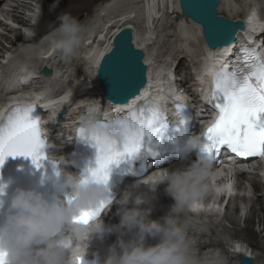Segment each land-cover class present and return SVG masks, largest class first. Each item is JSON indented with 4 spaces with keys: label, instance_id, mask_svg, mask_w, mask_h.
<instances>
[{
    "label": "bare ground",
    "instance_id": "6f19581e",
    "mask_svg": "<svg viewBox=\"0 0 264 264\" xmlns=\"http://www.w3.org/2000/svg\"><path fill=\"white\" fill-rule=\"evenodd\" d=\"M5 1L7 0H0V16L3 19L2 21L0 20V23L2 24V26L0 25V37H4L8 32H17L16 34L19 32V34L15 37L14 41H12L14 44L8 46L9 50L0 52V79L4 76L5 83L17 87L16 89L18 90H16L10 97H6L4 95L0 96V116L5 115L7 109L9 110L11 108L9 105L12 101L29 103L35 100H40V105H43V123L41 124L42 131L44 136H46L49 141L48 154H52L56 157L61 156L66 158L72 150L74 141L72 140V137L74 136L76 121L82 120V118L88 114L90 105H98L106 120L116 117L117 112L114 113L111 106H109L111 105V102L105 98L98 85V80L96 79V68L102 55L111 48L114 35L121 28L131 27L134 32L135 44L146 50L145 63L149 66L148 86L142 89V95L150 91V86L152 85L154 86V89L151 93L153 96L161 100L166 106L174 100H179V98L183 95L180 93L181 91H179V89L177 91L174 89L175 79L171 74L175 68L173 67L174 62L170 64V62H165L167 61L165 59V61L160 60L154 62L152 57L155 56L156 41L160 35L159 33L167 29L166 27L169 25L170 27L175 25L182 30L180 35L174 33V36L176 35L179 37L180 42H182V44L189 49L187 57L190 53H192L193 57H197V60H199L194 64V70L196 73L195 76L200 80L199 88L202 89L209 87V81L202 76V68L205 65H213L216 62V56L227 50L225 48H218L215 50L208 49L202 37L201 27L194 24V22L189 21L190 24H187L184 18L180 20L176 19V21L170 20L165 24L162 22L163 18L159 17L160 15L166 17L170 13L172 15L175 13L179 14V11L181 12L178 0H105L103 4L100 5L99 9L94 10V14L91 16V13H88L86 16H77L76 19L85 26V39L78 50V54L70 60L71 63L69 64L70 61H65L61 59L59 55L51 52L47 43L42 40L53 30L55 26L58 25L59 21L57 18L62 13L69 12L73 17L78 14H85L83 11L93 5L95 0H79V2H77V0H62V2H69H65L66 4H63L62 2L57 3V0H44L45 7L42 8V16L40 21L35 25V30L27 26L28 19L26 16L32 18L35 16V13L40 12V2L42 1L8 0L6 3ZM240 1H243L246 10L244 9L239 11ZM259 1L260 0H256V2H253V0H222L219 6V11L220 14L229 18L243 19L244 17H249L248 13L251 10L256 11V6ZM18 2H20V4ZM3 3H5V5L2 8L1 6ZM22 6L25 7L23 8ZM5 13H8L9 15L11 14V16L16 20L15 23L12 22L14 20L10 21L8 14ZM256 19L257 18H255V22ZM3 24L7 28L3 27ZM186 26L187 28L184 29ZM22 32L26 34L24 37L20 35ZM110 35L111 37L108 40L107 37ZM7 37L8 34L5 38ZM105 42H107V44ZM19 46H24L23 51L19 54L17 53V55L15 54L16 56L14 57L6 59L7 54H10L9 56H13L14 54L11 55L12 53L10 52L14 51L15 48ZM152 50L154 51L151 53ZM181 53L182 52H179L175 55V57H179ZM194 58H191L193 62ZM41 59H43L42 63H40ZM77 60L81 61L83 66H85L83 71L72 70L71 65ZM56 62L66 63L63 64L62 67L58 66L57 69H54L50 77L45 78L41 75L40 70L43 66H48L53 69V66L51 65ZM66 64L69 66L67 67ZM154 64L156 65L154 66ZM180 64L177 66L176 72L180 67ZM88 74L91 78H94V81L91 83L89 82V78L85 77L86 75L88 76ZM23 81H27L25 85H22L21 82ZM89 84H93V86L91 85L92 91H95V93H91V86H88ZM190 90L192 91V88L185 85L183 93H188ZM65 102L70 105L69 110L66 113L67 116L66 118L64 117L65 121L61 119V121H59L60 123L57 125L56 112ZM135 102L136 100L132 101V103ZM129 105L130 104H124L121 106L126 110ZM187 165L188 164H179L172 170ZM232 170L234 171V169H231V171ZM262 170H264V167H262ZM67 171L72 172L70 170ZM151 179H155V174L149 176L148 178L142 177L126 183L124 189L122 190V194L126 189L136 184L138 181H150ZM236 179V184L241 188L245 184L244 180L250 182V184L256 189L258 188V183L253 180L252 177L248 176L246 172H238L236 174ZM166 186V184H160L155 193H151L148 186L145 184H141L137 189L138 193H142L151 198V204L143 205L142 207L151 206L153 208L151 213L153 215V219H160L165 216L170 207L174 204V200L171 199L165 192ZM119 188L122 189V186ZM122 194L119 195L116 200L120 199ZM257 200L260 201L259 209L263 210L264 205L261 203L262 199L258 198ZM197 205L199 207V203ZM131 206L132 205L130 204L129 207ZM208 209L212 210V214L216 215L212 206L208 207ZM257 212L258 208L254 205L253 208H251L250 214L255 215ZM180 219L184 224L187 222V237L190 235L188 239L191 244V251H193V259L201 257L202 255L199 251L205 249L209 244L207 242L193 243L192 238L196 235L202 234V232H198V227H200L201 230L203 228L197 222L190 224L191 221L184 219L182 215ZM229 219L233 224L232 234L242 232L246 236L254 235V232L251 229H248L247 227L244 229L238 227V220L236 218L229 217ZM109 220L111 219L109 218ZM109 220L107 223H109ZM119 221L116 219V224H118ZM246 222V226L251 225L252 220L250 216H247ZM258 222L264 224V215L262 217H258ZM117 237V233H112L106 235L103 239H93L90 242L89 250L86 246L82 245L80 251L85 252L88 250V255H90L91 248L94 249L95 247L101 248V250L108 255L110 246L117 241ZM130 238V236L125 237V239ZM251 241L252 239L250 242ZM156 243H158L157 240L149 238L148 244L154 245ZM209 256L211 255H208L207 258ZM204 259L205 257L201 259L197 258L198 264H200V261ZM202 264L204 263L202 262ZM229 264L234 263L229 261ZM239 264H241L240 261Z\"/></svg>",
    "mask_w": 264,
    "mask_h": 264
},
{
    "label": "clouds",
    "instance_id": "9594fccd",
    "mask_svg": "<svg viewBox=\"0 0 264 264\" xmlns=\"http://www.w3.org/2000/svg\"><path fill=\"white\" fill-rule=\"evenodd\" d=\"M250 18H257L255 10L250 13ZM57 19L58 25L43 39L51 52L70 61L78 54L86 29L69 12L62 13ZM217 70L213 65H205L202 76L213 84ZM103 115L98 105H90L88 114L82 118V127L88 135H101L122 148L127 140L125 126L117 124V118L103 124ZM202 144L201 135L190 137V146L201 147ZM186 158L187 149L181 154V159ZM48 159H59L64 165L69 163L52 154ZM215 169V161L207 157L175 170L160 169L155 179L138 181L123 192L115 201L119 206L116 213L120 217L119 223L106 225L102 218L95 217L88 223L77 222L76 218L109 199L107 182L61 168L59 176L62 182L58 187L61 192L67 190L71 202L62 195L49 199L36 189L16 188L0 227V253L5 254V264H81L93 239L117 233V241L110 246L102 264H196L186 225L180 217L193 210L213 190ZM141 184L147 185L151 193H155L160 184L167 185L165 192L174 204L165 216L152 219L153 208L142 207L150 205L151 198L137 192ZM6 187V184L0 185V196L6 195ZM3 203L0 201V205ZM128 236L131 238L125 239ZM149 238L158 243L148 244ZM82 245L88 250L81 252Z\"/></svg>",
    "mask_w": 264,
    "mask_h": 264
},
{
    "label": "snow or ice",
    "instance_id": "6c2138e0",
    "mask_svg": "<svg viewBox=\"0 0 264 264\" xmlns=\"http://www.w3.org/2000/svg\"><path fill=\"white\" fill-rule=\"evenodd\" d=\"M188 11L201 17L214 38L223 40L230 37V29L208 12L203 0H189ZM242 55L243 61L238 59L232 70L221 68L215 74L209 103L216 112V118L201 133V151L204 155L200 156L210 158L215 163H219L222 152H230L237 157L264 158V120H261L264 115V57L248 48H242ZM131 58L132 54L122 47L121 54L114 57L105 72L108 91L113 97H127L136 90V76ZM176 107L181 115L180 123H186L183 119L185 106ZM37 108V105L13 107L5 119L0 121V167L9 156L31 157L38 168L41 166L39 162L46 158L42 150L48 143L42 136V118L32 117ZM158 121H166V118L159 105L150 100L138 108H133L127 119L123 115L118 117L116 123L125 126L127 131V140L122 148L101 135L90 136L82 126L79 127L78 136L90 138L99 150L98 166L90 170V175L108 182L110 167L146 148L145 138L151 142L159 131L155 127ZM101 123L107 124V121L103 120ZM147 155L156 158L159 153L148 147ZM68 199L71 202V197ZM110 202L109 198L99 207L83 212L76 218L77 222H90L104 212ZM197 207L198 205L195 206ZM4 255L0 253V264H5Z\"/></svg>",
    "mask_w": 264,
    "mask_h": 264
},
{
    "label": "rangeland",
    "instance_id": "374dc122",
    "mask_svg": "<svg viewBox=\"0 0 264 264\" xmlns=\"http://www.w3.org/2000/svg\"><path fill=\"white\" fill-rule=\"evenodd\" d=\"M8 1V0H7ZM5 1V3L7 2ZM42 1V0H41ZM104 0H95V2L93 3V5H91L90 7L86 8L83 12L85 14H78L75 16V18H77V16H86L88 13H91L90 16L92 14H94V9L95 7ZM62 2V0H57V3ZM69 3L67 1L62 2L63 4ZM77 2H79V0H77ZM103 2L101 3V5L103 4ZM5 3H3V5L1 6L2 8L4 7ZM20 4V2H18ZM73 3V2H70ZM263 3L260 4V6H262ZM59 5V4H57ZM93 6V7H92ZM23 8L25 6H22ZM57 7V6H56ZM100 7V6H99ZM99 7H97L96 9H99ZM95 9V10H96ZM246 10V7L243 3V1H240L239 3V11L242 10ZM248 10V9H247ZM8 14V13H5ZM161 14V13H159ZM14 15V14H13ZM28 15V14H26ZM175 14H168V16H159L162 19V22L165 24L168 21H176L175 19ZM177 15L181 16L180 19H183L181 14ZM9 20L12 21L13 23H15V19L14 17L11 16V14L9 15ZM84 18V17H83ZM177 19V20H180ZM185 22L187 24H190V22L185 19ZM0 25L2 26V24L0 23ZM3 27L4 24H3ZM7 28V27H5ZM167 29H165L163 32L159 33V37L156 41V51H155V56H152L154 59V62L160 61V60H167L165 62H170V64L173 62V60L175 59H180L182 61V72L183 75H185L184 71L186 70L185 68L187 67V63H189V57H187V52L189 51V49L186 48L185 45L182 44V42H180V38L177 37L176 35L174 36V33L180 35V32L182 31L181 29H179L178 27H176L175 25H172L170 27L167 26ZM187 28L184 27V29ZM38 29V28H37ZM10 30V29H9ZM7 33V31H6ZM12 33V32H8V37L5 38V36L7 34H5L4 37L1 38V44H0V52H4V50H9V47L11 44H14L12 41H14L15 37L18 36V34ZM170 33V34H169ZM173 34V35H172ZM21 36H23L22 34H20ZM1 36V35H0ZM172 36V37H171ZM111 37V35L108 38ZM44 41V39L42 40ZM45 42V41H44ZM108 42V41H107ZM107 42H105L107 44ZM41 43V42H40ZM39 43V44H40ZM46 43V42H45ZM44 43V44H45ZM164 44V45H163ZM23 47L24 46H19L16 47L14 51H11L10 53H12L11 55L13 56H9L10 54H7V58H11L17 55V53H21L23 51ZM3 48V49H2ZM160 49V50H159ZM155 50V48H154ZM152 50L151 53L154 51ZM16 51V52H15ZM159 51V52H158ZM179 52H182L179 57H175L176 54H178ZM160 53V54H158ZM16 54V55H15ZM159 55V56H158ZM166 56V57H165ZM158 59V60H157ZM165 59V60H164ZM64 60V59H63ZM43 59L40 60V63H42ZM66 61V60H65ZM66 62L60 63V62H56L54 64H52L51 66H53V70L57 69L58 66L62 67L63 64H65ZM71 63V61L69 62V64ZM157 64V63H156ZM154 64V66L156 65ZM33 66V65H32ZM66 66L68 67L69 65L66 64ZM72 70L76 71V70H82L85 69L83 66V63L81 61H75L72 65ZM89 67V65H88ZM89 71V70H88ZM90 74V73H89ZM86 75L85 77L89 78V82L91 83L92 81H94V78H91L90 76ZM93 86V84H89L88 86ZM92 86H91V93H95V91H92ZM1 88L3 89V86H1ZM0 88V90H2ZM251 175V174H250ZM252 176V175H251ZM245 184L242 188H238V186L235 184V179L232 180V183L235 184V187L238 189V194L232 199L231 201V205L229 206V209L227 210V212L225 213V215L220 218V219H214L211 217H207L203 214H198V215H187L186 217H183L186 220L191 221L190 224H193V222H197V223H202L203 226H201L203 229V231L199 228L198 232H202V234L200 235H196L195 237H191L193 240L192 242L194 243H202V242H207L209 244V246H207V250L205 254L206 256L208 255H212L213 252H220V253H224L227 256H230V252L228 251L229 248V244L231 242V240L233 239H238L242 242L243 246L246 248L248 245H250L251 247H253V260H252V264H264V224L263 223H259L258 222V217H262L264 215V209L260 210V201H258L257 199L261 198V203L264 205V196L261 193H256L253 188L252 185L247 181L244 180ZM263 201V202H262ZM259 204H258V203ZM256 205V207L258 208V212L255 213V215H251V208H253V206ZM107 218L106 220L108 221L109 218L111 219L112 213H108L107 214ZM247 216H250L252 222L250 226H246L247 222H246V218ZM229 217L232 218H236L238 220V227L244 229V228H248L251 229L254 232V235H250V236H246L244 235L242 232L237 233V234H232L233 231V224L231 223ZM151 218L153 219V215L151 214ZM187 223V222H186ZM185 223V225H186ZM250 227V228H249ZM188 237H190V235H188ZM252 237V238H251ZM252 239V241L250 242V240ZM197 241V242H196ZM259 242V243H258ZM258 243V244H257ZM257 244V245H256ZM209 248H212V252H209ZM204 256L201 257H197L198 259L203 258ZM211 256L208 257L207 260H202V262L204 264H213L211 262H209V260ZM197 258H195L194 260H196V264H198L197 262ZM223 258V257H222ZM212 260V259H211ZM232 263L234 264H239V261L237 259L231 258L230 260Z\"/></svg>",
    "mask_w": 264,
    "mask_h": 264
},
{
    "label": "water",
    "instance_id": "95a60500",
    "mask_svg": "<svg viewBox=\"0 0 264 264\" xmlns=\"http://www.w3.org/2000/svg\"><path fill=\"white\" fill-rule=\"evenodd\" d=\"M203 2L207 5L208 12L213 14L216 20H218L222 25H225L230 29L231 35L229 38L223 40L214 38L212 32L208 30L207 25L202 21L201 17L194 16L191 11H188L189 0H178L180 9L185 17L190 18L193 22L202 26L205 40L210 49L228 46L229 43L234 42L236 39L237 32L244 29L243 21L232 20L226 16L220 15L219 5L221 4L222 0H203ZM122 47L126 48V50L132 54L131 63L135 72L137 87L133 94L128 95L127 97L116 98L109 94L107 81L105 80V72L109 64L113 61L114 57L121 54ZM113 51L114 53H112ZM144 58L145 51L135 44L134 32L131 27H124L116 32L112 39L111 48L102 55L96 71L98 83L108 100L115 104H125L141 93L142 88H144L148 82V66L145 63ZM43 72L47 76L51 74V70L48 68H45ZM64 113L65 109L59 115V118H61ZM240 260L243 264H251L252 262L249 257H244Z\"/></svg>",
    "mask_w": 264,
    "mask_h": 264
}]
</instances>
